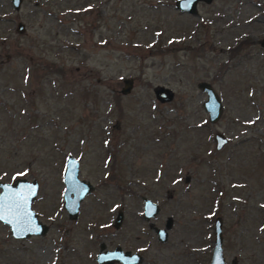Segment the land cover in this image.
I'll return each instance as SVG.
<instances>
[{
    "label": "rangeland",
    "instance_id": "rangeland-1",
    "mask_svg": "<svg viewBox=\"0 0 264 264\" xmlns=\"http://www.w3.org/2000/svg\"><path fill=\"white\" fill-rule=\"evenodd\" d=\"M174 3L0 0V181L36 180L48 226L16 239L0 222V264H98L101 243L139 264H208L217 216L225 264H264V0L199 1L195 15ZM200 81L221 101L214 123ZM67 155L93 186L76 219L61 205ZM142 196L159 207L149 220Z\"/></svg>",
    "mask_w": 264,
    "mask_h": 264
},
{
    "label": "water",
    "instance_id": "water-1",
    "mask_svg": "<svg viewBox=\"0 0 264 264\" xmlns=\"http://www.w3.org/2000/svg\"><path fill=\"white\" fill-rule=\"evenodd\" d=\"M201 0H177L175 3V8L179 12L188 13L191 15L196 14V2ZM208 2L209 0H202ZM20 0H12V6L14 9L18 8ZM15 30L17 32L23 31V24L17 23ZM259 46L264 49V37L259 40ZM123 86L120 89L121 94H127L132 87V79L124 78L122 79ZM196 87L206 94V98L201 103L203 111L206 113L207 120L210 123H214L218 120L222 113L221 101L212 88V86L206 82L200 81L196 84ZM152 93L154 98L159 103H167L173 99V92L170 88L155 85L152 88ZM214 149H221L228 141L226 136L219 132H214L212 136ZM78 174V161L71 155H67L64 159L63 171H62V183H63V198L62 207L67 211V216L69 219H75L78 212V205L82 198L87 195L91 190L92 186L89 182L79 180ZM184 181H188V177L184 178ZM38 190V185L36 180L28 181L24 178H17L11 183L0 181V199L12 197L15 193H20V195L26 197L27 199V210L31 214V220L33 223V230L26 231L23 230L16 222L12 214L6 212L0 222L8 227L9 234L16 239L26 238L31 235L43 236L48 227L41 223L36 218V213L30 209V203L35 198ZM143 212L142 219L148 220L154 217L158 211L159 207L157 204L151 200L143 197ZM121 220L120 211L117 213L113 223L117 226ZM169 221L165 225V229L169 227ZM35 229H39L38 231ZM165 229H157V240L163 242L166 237ZM102 246H100L101 248ZM95 260L100 264H112L114 262H121V264H138L141 261V257L136 254L122 253L118 247L112 251H106L104 253L99 252ZM208 264H225V259L222 250V219L220 217H215L212 225V248L210 252V258ZM230 264H236V259L230 260Z\"/></svg>",
    "mask_w": 264,
    "mask_h": 264
},
{
    "label": "snow or ice",
    "instance_id": "snow-or-ice-1",
    "mask_svg": "<svg viewBox=\"0 0 264 264\" xmlns=\"http://www.w3.org/2000/svg\"><path fill=\"white\" fill-rule=\"evenodd\" d=\"M19 175H23L20 173ZM8 212L13 215L17 224L26 231L33 230V223L31 220V214L27 210V199L15 193L12 197L0 199V219L3 218L4 214ZM39 230V229H35Z\"/></svg>",
    "mask_w": 264,
    "mask_h": 264
},
{
    "label": "flooded vegetation",
    "instance_id": "flooded-vegetation-1",
    "mask_svg": "<svg viewBox=\"0 0 264 264\" xmlns=\"http://www.w3.org/2000/svg\"><path fill=\"white\" fill-rule=\"evenodd\" d=\"M176 1L177 0H175V3H176ZM202 1V0H201ZM20 2H21V0H20ZM20 2H19V4H20ZM199 1H197L196 2V5H197V3H198ZM204 2V1H203ZM10 3H11V6H12V0H10ZM175 3H174V6H175ZM196 5H195V8H196ZM12 8H13V6H12ZM17 9V8H16ZM71 12V11H70ZM196 13H197V11H196ZM188 14V13H187ZM15 27H16V25H15ZM23 29H24V26H23ZM72 156V155H71ZM73 157V156H72ZM75 158V157H74ZM76 159V158H75ZM78 161V160H77ZM64 165V164H63ZM78 170H79V162H78ZM63 171V170H62ZM77 177H78V174H77ZM79 179V178H78ZM79 180H81V179H79ZM28 181H31V180H28ZM82 181H84V180H82ZM37 182V181H36ZM85 182H88V181H85ZM37 185H38V183H37ZM92 186V185H91ZM63 188H64V186H63ZM92 189H93V186H92ZM38 191V190H37ZM37 194V193H36ZM86 196V195H85ZM84 196V197H85ZM83 197V198H84ZM144 196H142L141 197V200H142V198H143ZM62 198H63V190H62V196H61V205H62ZM82 198V199H83ZM146 198V197H145ZM148 199V198H147ZM150 200V199H149ZM33 201V200H32ZM32 201H31V203H32ZM31 203H30V209H32L31 208ZM80 203V202H79ZM156 204V203H155ZM158 206V205H157ZM63 208V207H62ZM78 208H79V205H78ZM33 210V209H32ZM64 210V209H63ZM34 211V210H33ZM64 211H66V210H64ZM120 211V213H121V220H120V222H119V224L117 225V226H114V223H113V221H114V219H115V217H116V215H117V213ZM35 212V211H34ZM142 212H143V201H142ZM142 212H141V215H142ZM36 213V212H35ZM77 214H78V212H77ZM66 215H67V211H66ZM68 217V216H67ZM76 217H77V215H76ZM142 217V216H141ZM36 218L38 219V217H37V213H36ZM153 218V217H152ZM76 219V218H75ZM122 219H123V212H122V209L121 208H119L117 211H116V213H115V215H114V217H113V219H112V227L114 228V229H117V228H119L120 226H121V223H122ZM149 219H151V218H149ZM148 219V220H149ZM39 220V219H38ZM144 220V219H143ZM40 221V220H39ZM41 222V221H40ZM42 223V222H41ZM166 223H167V221L165 222V225H166ZM43 224H45V223H43ZM46 225V224H45ZM165 225H164V228H157V229H165ZM47 226V225H46ZM48 227V226H47ZM157 229H155V231H154V233H155V235H156V240H157V234H156V230ZM166 230V229H165ZM31 236H38V235H31ZM30 237V236H29ZM165 239H166V237H165ZM158 241V240H157ZM100 246H102L101 248H100ZM116 247H118L119 248V250L122 252V253H128V254H133V253H136V252H130V251H128V250H123L121 247H119V246H114L113 248H111V249H106L105 247H104V245L101 243V244H99L98 245V251L95 253V256H94V261L96 262V263H98L96 260H95V257H96V255L99 253V252H101V253H104V252H106V251H112V250H114ZM136 254H138V253H136ZM139 255V254H138ZM140 256V255H139ZM141 257V256H140ZM141 261H142V257H141ZM141 261L139 262V263H141ZM138 263V264H139ZM98 264H100V263H98ZM113 264V263H112ZM114 264H121V262H114Z\"/></svg>",
    "mask_w": 264,
    "mask_h": 264
},
{
    "label": "trees",
    "instance_id": "trees-1",
    "mask_svg": "<svg viewBox=\"0 0 264 264\" xmlns=\"http://www.w3.org/2000/svg\"><path fill=\"white\" fill-rule=\"evenodd\" d=\"M237 48H238V46L233 47V50L232 51H236Z\"/></svg>",
    "mask_w": 264,
    "mask_h": 264
}]
</instances>
